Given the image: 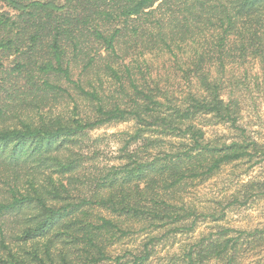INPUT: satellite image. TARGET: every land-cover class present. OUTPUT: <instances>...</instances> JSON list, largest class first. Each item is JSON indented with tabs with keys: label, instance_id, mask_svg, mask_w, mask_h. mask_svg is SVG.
Wrapping results in <instances>:
<instances>
[{
	"label": "trees",
	"instance_id": "16d2710c",
	"mask_svg": "<svg viewBox=\"0 0 264 264\" xmlns=\"http://www.w3.org/2000/svg\"><path fill=\"white\" fill-rule=\"evenodd\" d=\"M0 4V264H153L164 238L223 219L222 203L181 192L264 166L240 123L248 66L264 64V0ZM205 120L234 135L208 139ZM128 121L120 162L84 167L82 138ZM262 199L264 173L227 207ZM178 244L175 264H245L264 223Z\"/></svg>",
	"mask_w": 264,
	"mask_h": 264
},
{
	"label": "rangeland",
	"instance_id": "374dc122",
	"mask_svg": "<svg viewBox=\"0 0 264 264\" xmlns=\"http://www.w3.org/2000/svg\"><path fill=\"white\" fill-rule=\"evenodd\" d=\"M3 9L5 7L0 4V10ZM248 71L249 77L245 80L244 93H242L243 106L240 123L259 141H264V64L255 61L248 66ZM225 93H229V90H226ZM204 123L208 124H205L208 139L216 137L215 135L230 139L234 135V132L226 124L210 125V122L206 120ZM133 129L134 122L128 121L113 122L90 131L82 138L85 146L81 150L84 155V167H90L92 164L93 166L118 164L123 132H131ZM250 167L244 162L231 165L207 181L188 185L182 191L183 193L181 192L183 201L196 205L200 209L210 207V205L220 208L219 203H222L220 210L224 208L227 212L220 221L208 219L199 222L193 233L179 234L177 242L173 241L171 237L161 240L153 264H175L174 255L179 251V241L185 243L204 237L215 231L218 225L250 228L264 223L263 199L243 206L227 207L232 194L237 193L240 188L242 189L245 182L264 173V166ZM144 236L143 233L140 236L136 235L135 242H139ZM245 264H264V249L249 255Z\"/></svg>",
	"mask_w": 264,
	"mask_h": 264
}]
</instances>
